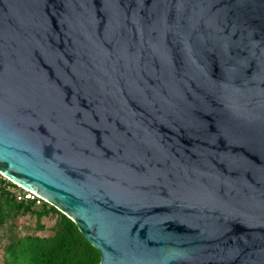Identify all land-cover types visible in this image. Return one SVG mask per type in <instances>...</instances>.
Segmentation results:
<instances>
[{
	"label": "water",
	"instance_id": "95a60500",
	"mask_svg": "<svg viewBox=\"0 0 264 264\" xmlns=\"http://www.w3.org/2000/svg\"><path fill=\"white\" fill-rule=\"evenodd\" d=\"M0 174L97 264H264V0H0Z\"/></svg>",
	"mask_w": 264,
	"mask_h": 264
},
{
	"label": "trees",
	"instance_id": "16d2710c",
	"mask_svg": "<svg viewBox=\"0 0 264 264\" xmlns=\"http://www.w3.org/2000/svg\"><path fill=\"white\" fill-rule=\"evenodd\" d=\"M22 188L0 174V228L9 234L2 247V264H97L99 251L83 236L75 222L55 206L41 200L17 199ZM35 219L33 229L22 232L18 225L24 216ZM54 215L50 234L43 217Z\"/></svg>",
	"mask_w": 264,
	"mask_h": 264
},
{
	"label": "rangeland",
	"instance_id": "374dc122",
	"mask_svg": "<svg viewBox=\"0 0 264 264\" xmlns=\"http://www.w3.org/2000/svg\"><path fill=\"white\" fill-rule=\"evenodd\" d=\"M54 217H55L54 215H50V216L42 218V222L44 223L45 228L39 231L40 234L47 235L51 233V226L53 224ZM34 222H35V219L27 215V216L20 218L18 227L22 232L30 231L33 229ZM8 234H9V231L6 226L0 228V264H2V259H1L2 247L7 241Z\"/></svg>",
	"mask_w": 264,
	"mask_h": 264
},
{
	"label": "built area",
	"instance_id": "2783aa9c",
	"mask_svg": "<svg viewBox=\"0 0 264 264\" xmlns=\"http://www.w3.org/2000/svg\"><path fill=\"white\" fill-rule=\"evenodd\" d=\"M17 199H34L37 204L43 200L34 190H29L26 188H22V191L17 194Z\"/></svg>",
	"mask_w": 264,
	"mask_h": 264
}]
</instances>
